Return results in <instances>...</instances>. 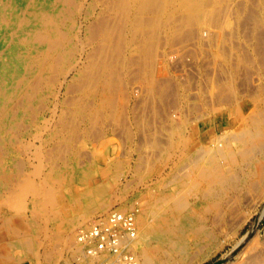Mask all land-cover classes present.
<instances>
[{"label": "rangeland", "instance_id": "1", "mask_svg": "<svg viewBox=\"0 0 264 264\" xmlns=\"http://www.w3.org/2000/svg\"><path fill=\"white\" fill-rule=\"evenodd\" d=\"M23 7L0 42V264L70 258L145 206L190 251L153 239L138 264H264V0Z\"/></svg>", "mask_w": 264, "mask_h": 264}, {"label": "built area", "instance_id": "2", "mask_svg": "<svg viewBox=\"0 0 264 264\" xmlns=\"http://www.w3.org/2000/svg\"><path fill=\"white\" fill-rule=\"evenodd\" d=\"M136 237L135 212L112 210L76 234L77 256L59 264H138Z\"/></svg>", "mask_w": 264, "mask_h": 264}, {"label": "bare ground", "instance_id": "3", "mask_svg": "<svg viewBox=\"0 0 264 264\" xmlns=\"http://www.w3.org/2000/svg\"><path fill=\"white\" fill-rule=\"evenodd\" d=\"M132 2V1H131ZM61 3V2H60ZM67 3V2H66ZM36 4V0H0V42L2 41V39H5V37H9L8 32L11 31V34L14 33H18L19 30H27L30 27V24L27 23L28 20H26L27 16H25L26 18H21L20 15H18V12L16 10L17 5L20 6H24L26 9H30L32 10L33 6H35ZM147 6V5H146ZM23 7V8H24ZM63 9V8H62ZM131 11V10H130ZM71 12V11H70ZM137 12V11H136ZM61 14V13H60ZM56 15V14H55ZM47 16V15H46ZM28 19V18H27ZM48 22V21H47ZM27 23V24H26ZM47 24V23H46ZM6 26V27H5ZM9 27V28H8ZM13 30V32H12ZM15 30V31H14ZM34 35V34H33ZM59 37V36H58ZM56 36V38H58ZM37 40V39H36ZM39 42V41H38ZM60 44V43H59ZM51 46V45H50ZM47 48V47H46ZM55 49V48H54ZM49 51V50H48ZM56 51V50H55ZM50 52V51H49ZM66 52V51H65ZM48 57V56H47ZM39 75V74H38ZM16 89V88H15ZM14 89V91H15ZM41 89V88H40ZM14 95V94H13ZM3 101V100H2ZM4 102V101H3ZM2 102V103H3ZM1 104V103H0ZM1 106V105H0ZM6 106L4 105V108ZM3 108V109H4ZM14 108V107H13ZM2 109V108H1ZM13 111V110H12ZM3 112V111H2ZM15 112V111H14ZM8 113V112H7ZM10 113V111H9ZM3 115V113H2ZM1 115V116H2ZM12 115V114H11ZM36 116V115H35ZM3 118V117H2ZM6 119V118H5ZM9 120V119H8ZM4 123V122H3ZM4 128V127H2ZM3 130V129H2ZM7 131V130H6ZM5 131V132H6ZM7 140V139H6ZM5 146V145H4ZM1 149V148H0ZM20 151V150H19ZM2 158V157H0ZM12 161V160H11ZM3 163V162H0ZM18 165V164H17ZM1 166V164H0ZM4 166V165H3ZM5 169V168H4ZM8 169V168H7ZM210 177V175H209ZM208 178V177H206ZM14 179V178H13ZM211 179V178H210ZM215 180V179H213ZM8 181V180H7ZM14 181V180H13ZM15 182V181H14ZM5 184V183H3ZM5 188H7L6 186H4ZM6 190V189H5ZM2 192V191H1ZM161 198V197H160ZM148 207V206H147ZM145 206V209L138 214V216L136 217V222L139 225V229L137 231V237L136 240L134 242L133 245V250H135L136 248H141V255L143 256L142 258L144 259V261H147V259H149V255L152 253L149 249L145 250V248H149L151 246L150 243L151 241L154 239L157 243H159L160 247L163 246L165 248H169L170 251L175 254L177 253L179 256L185 258V256H187L188 252L190 251V246H188L186 243L183 242L182 237L180 235L181 239L176 238L177 236V231L175 230V226L172 225L171 220L169 219H165L166 217H162V219H164V223L160 224V216L156 215L154 216V218L157 217V219H160L159 221H157V225H151L150 223V218H149V213L150 211L148 210ZM152 212V211H151ZM153 215V214H152ZM14 220V219H13ZM18 220V219H17ZM29 220V219H28ZM31 220V219H30ZM21 221V220H20ZM18 222V221H17ZM22 222V221H21ZM20 223V222H19ZM23 225V224H22ZM20 226V225H19ZM85 227V226H84ZM29 228V227H28ZM30 229V228H29ZM1 234V233H0ZM10 235V234H9ZM173 236V238L175 237L176 239L173 241H169V236ZM26 236V235H25ZM6 238V237H5ZM10 239V238H9ZM18 239V238H17ZM4 240V239H3ZM14 240V239H13ZM20 241V239H18ZM2 241V240H1ZM15 241V240H14ZM182 243V244H181ZM11 242L9 241V243L7 244V246L10 247ZM14 245V244H13ZM18 245V244H17ZM21 246V245H19ZM18 247V246H15ZM75 247V246H74ZM162 248V247H161ZM3 249H5V251L7 250L5 248V245H1L0 243V256L2 254ZM22 249V248H21ZM10 250V249H9ZM12 251V250H10ZM25 251V250H24ZM72 251V250H71ZM175 253H174V252ZM193 251V250H192ZM73 252V251H72ZM79 252L78 251H74L71 256H69L70 258L67 257H63L62 258V254L59 256L60 257V261H64L66 259H74L77 254ZM135 252V251H134ZM151 252V253H150ZM7 253V252H6ZM154 253V252H153ZM12 254V253H11ZM65 254V253H64ZM175 254V255H177ZM8 255V254H7ZM14 255V254H13ZM22 256V255H21ZM13 257V256H12ZM55 258V260H51L49 262H47V264H58V258ZM155 257V256H154ZM17 258V256H16ZM19 258V257H18ZM54 258V257H53ZM205 256H202L200 258L204 259ZM62 259V260H61ZM58 261V262H57ZM153 261V260H152ZM155 261V260H154ZM153 261V262H154ZM158 261V260H157ZM140 264V263H139ZM153 264V263H152ZM187 264H194L191 260L190 262H188Z\"/></svg>", "mask_w": 264, "mask_h": 264}]
</instances>
